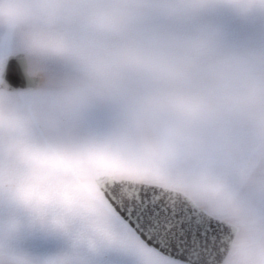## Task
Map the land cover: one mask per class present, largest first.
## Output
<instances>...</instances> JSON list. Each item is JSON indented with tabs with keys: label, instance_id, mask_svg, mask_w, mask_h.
<instances>
[{
	"label": "snow or ice",
	"instance_id": "1",
	"mask_svg": "<svg viewBox=\"0 0 264 264\" xmlns=\"http://www.w3.org/2000/svg\"><path fill=\"white\" fill-rule=\"evenodd\" d=\"M0 264H264V0H0Z\"/></svg>",
	"mask_w": 264,
	"mask_h": 264
}]
</instances>
